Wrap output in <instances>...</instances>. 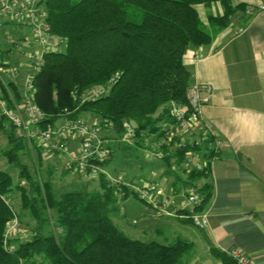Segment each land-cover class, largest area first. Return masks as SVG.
<instances>
[{
    "label": "trees",
    "instance_id": "trees-1",
    "mask_svg": "<svg viewBox=\"0 0 264 264\" xmlns=\"http://www.w3.org/2000/svg\"><path fill=\"white\" fill-rule=\"evenodd\" d=\"M212 2L223 8L221 15L209 16L218 28L247 6L233 0H44L51 32L65 39L61 50L44 54L34 78L44 126L82 114L110 121L119 134L126 120L140 142L143 133L174 123L175 105L189 110L190 72L183 56L189 47L212 39L196 5ZM98 85L108 88L94 99L82 98ZM3 130L7 144L0 155L28 185L15 182L0 168V264H182L193 249L187 238L143 241L122 231L112 216L118 200L128 196L127 188L110 185L104 176L99 189L57 192L50 178L42 180L23 161L24 153L31 155L26 142ZM183 151H178V158ZM35 153L40 159L38 147ZM165 161L170 166L168 158ZM201 178L206 181L199 189L196 211L211 197L208 176L194 170L186 179L178 177L184 186ZM14 190L20 197L18 211L8 200ZM14 218L26 220L27 239L5 236ZM210 252L221 264H236L226 252L215 247Z\"/></svg>",
    "mask_w": 264,
    "mask_h": 264
},
{
    "label": "crops",
    "instance_id": "crops-1",
    "mask_svg": "<svg viewBox=\"0 0 264 264\" xmlns=\"http://www.w3.org/2000/svg\"><path fill=\"white\" fill-rule=\"evenodd\" d=\"M237 3H245L246 9L237 10L229 17L228 23L219 28L209 21V16L223 13L220 3L197 4L198 14L211 31L212 39L208 44L189 47L183 56L190 72L188 92L197 84L209 85L212 89L209 103L201 108V119L222 143L207 178L212 185L211 197L203 208L207 213V225L199 227L190 222V226L188 217L166 215L136 197L121 200L124 207L118 209L112 219L133 238L160 242L172 238V228L177 222H182L186 227L184 232L202 240L210 254V247L226 253L237 248L249 255L255 264H264V0H233V4ZM2 28L0 57H8L9 52L15 51L14 44L10 42L14 37L10 35L9 27L4 33ZM3 35L6 38H2ZM13 58L17 60L18 56ZM21 83L22 80L18 84ZM13 86L9 90L14 91L16 87ZM0 91L6 92L7 88L0 84ZM5 141L7 144V138ZM126 147H114L106 164L107 171L126 179H129L128 174L132 175L130 179L154 177L168 192L171 183L164 161L148 160L151 161L149 169L152 171L145 174L114 173L115 160L126 151L129 159L135 157L136 162L146 163L138 144ZM35 155L34 149L31 155L28 154L29 169L34 172L41 168L44 179L47 177L53 182L64 180L68 185L96 182L100 186L99 178L69 173L55 164L56 160L51 156L42 153L38 159ZM141 164L138 167H142ZM179 191L171 198L179 195ZM8 197L18 211L19 193L14 190ZM178 202L185 204L184 197ZM186 206V212L192 209L191 205ZM21 235L27 237L24 231ZM214 263L221 264L218 259Z\"/></svg>",
    "mask_w": 264,
    "mask_h": 264
},
{
    "label": "built area",
    "instance_id": "built-area-1",
    "mask_svg": "<svg viewBox=\"0 0 264 264\" xmlns=\"http://www.w3.org/2000/svg\"><path fill=\"white\" fill-rule=\"evenodd\" d=\"M43 1L0 0V27L11 25L30 30V37L22 32L17 39L11 38L10 42L14 44L15 51L9 52L8 57H0V84L7 88L6 95L0 91V122L4 129L11 130L31 150L38 147L69 173L92 179L104 176L110 185L126 186L128 195L143 200L154 210L166 215L190 217L197 226L205 227V209L196 211L193 208L201 200L199 189L206 178L185 186L181 184L185 204H179L171 198V189L166 194L154 177L126 179L121 175L114 176L107 171L106 164L114 147L138 144L145 159L166 163L165 159L168 158V171L169 168L176 171L181 169L182 173L188 175L196 170L209 176L211 164L218 157L222 145L221 139L201 119V108L210 101L211 87L194 85L188 92L189 110L176 107L172 113L174 123L162 124L157 132L143 133L140 142L136 139L133 124L126 120L123 122L124 129L119 134L115 133L110 121L82 114L44 126L42 120L45 113L35 101L34 78L44 64V54L61 50L65 39L51 32ZM13 54L18 56L17 60L13 58ZM20 80L22 83L18 84ZM9 82L13 83L18 94L20 92V97L9 90ZM107 88L95 86L82 94V98L94 99ZM181 149L184 151L178 158V151ZM186 205L192 207L186 212L187 215L178 214V211H184ZM17 225V218L9 222L5 236L17 234ZM227 254L236 264H255L240 249H229Z\"/></svg>",
    "mask_w": 264,
    "mask_h": 264
},
{
    "label": "rangeland",
    "instance_id": "rangeland-1",
    "mask_svg": "<svg viewBox=\"0 0 264 264\" xmlns=\"http://www.w3.org/2000/svg\"><path fill=\"white\" fill-rule=\"evenodd\" d=\"M9 27V32H10V35L14 38H18L20 36V34L22 32H25V36L26 37H30V30L26 27H18V26H8ZM8 27H4L2 28V33L6 32L5 29H7ZM25 37V38H26ZM2 38H6L5 35L2 36ZM97 87H103V85H98ZM14 94L17 96V97H20V92L18 94V90L17 89H14ZM19 95V96H18ZM4 127L0 124V150L2 148H4V146L6 145V136H5V133H4ZM128 151H126L125 153H127ZM125 153H122L123 156H119V158H117L115 161H116V165L114 166V173H118V172H121L123 173V171H127L126 173L128 172H131L130 174H132L134 172V174H145L147 173L148 171H152L149 169L150 165H151V161H154V159H152L151 161H148V159H146V163L145 164H141V163H138L134 160V153H132V157H134L133 159H129V155L125 154ZM37 156V158L39 159L38 155H35ZM22 158H23V161L24 162H27V164L29 165V162H28V154L27 153H24L22 155ZM145 159V158H144ZM37 161V160H36ZM35 161V162H36ZM33 164V163H32ZM35 164V167L36 166V163ZM139 164L142 165V167H138ZM144 166V167H143ZM0 167L3 168V169H6L7 171L11 172L12 176H13V179L15 182H18V183H23L24 185H28V183L24 180V179H21L19 180L18 178V169L12 165H10L6 159L4 157L0 158ZM29 167L31 168V165H29ZM39 168V167H37ZM170 170L168 171L169 173V182L171 183V191L172 193H176L179 191V195H177L176 197H173L174 198V201L175 202H178L179 198H183L184 197V191L182 189V183L179 182L178 180V177L181 178V179H186L187 178V174L185 173H182L181 172V169L176 171V169L172 170V168H169ZM39 173H40V176L43 178V175L42 174V169L39 168L38 169ZM145 171V172H144ZM147 171V172H146ZM33 172V171H31ZM155 175V174H154ZM132 175H127V178L130 179ZM86 178V177H84ZM133 178V177H132ZM48 179L47 177L45 178V180ZM87 179V178H86ZM44 180V178L42 179ZM52 180V179H50ZM85 180V179H84ZM88 181V180H87ZM53 182V180H52ZM66 182L64 180H58L56 182H53V185H54V188L57 192H61V191H66V190H78V189H87V190H94V189H99L100 186L95 182L94 183H85V184H80L79 182H74L73 184H65ZM94 184V185H93ZM169 189V190H170ZM128 192V189H126ZM125 193V192H124ZM165 193L168 194L170 193V191L167 192V190H165ZM118 194V193H117ZM129 194V193H127ZM121 195V194H120ZM119 195V196H120ZM127 197H130V198H133L134 196L132 195H128ZM171 197V196H170ZM18 198V196L16 197ZM135 199V198H134ZM141 203V202H140ZM124 202L123 201H120L118 200V202L115 204V209H120V208H123ZM179 212H182L181 214H184V215H187L186 214V210L184 211H178V214ZM190 218V217H188ZM18 221V225H17V228L18 231H17V234H14L13 236L11 237H14L16 235H21V233L24 231V235H28L29 234V229L28 227L25 225V219H23L22 221L19 219H17ZM31 223H33L34 221L32 220H29ZM192 221V220H191ZM178 224L175 225V227L172 228V235L168 238H166V242H170L172 241L175 237L174 236H179V237H183V238H187L188 240H191L193 241L194 243V247L193 249L187 253L184 257V260L182 262V264H215L214 261L217 260L215 259L209 252H208V248L203 244V241L195 238V236H192V233L191 234H186L184 232V228H186L185 226L182 225V222H177ZM188 224L190 226H192V224L190 222H188ZM23 229V231H21ZM153 236L155 237V234H153ZM205 246V247H203ZM43 264V263H42Z\"/></svg>",
    "mask_w": 264,
    "mask_h": 264
},
{
    "label": "water",
    "instance_id": "water-1",
    "mask_svg": "<svg viewBox=\"0 0 264 264\" xmlns=\"http://www.w3.org/2000/svg\"><path fill=\"white\" fill-rule=\"evenodd\" d=\"M175 107H177L176 105H175ZM28 237H25L24 239H27Z\"/></svg>",
    "mask_w": 264,
    "mask_h": 264
}]
</instances>
